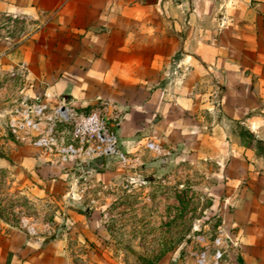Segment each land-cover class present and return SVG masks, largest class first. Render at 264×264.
<instances>
[{
	"label": "crops",
	"instance_id": "1",
	"mask_svg": "<svg viewBox=\"0 0 264 264\" xmlns=\"http://www.w3.org/2000/svg\"><path fill=\"white\" fill-rule=\"evenodd\" d=\"M173 1L0 0V28L30 30L0 35V78L24 69L31 97L107 102L122 151L141 140L171 155L191 143L213 157L236 264H264V0ZM36 172L41 183L60 174ZM90 220L72 214L74 234L94 236ZM0 233V264H70L57 243Z\"/></svg>",
	"mask_w": 264,
	"mask_h": 264
},
{
	"label": "rangeland",
	"instance_id": "2",
	"mask_svg": "<svg viewBox=\"0 0 264 264\" xmlns=\"http://www.w3.org/2000/svg\"><path fill=\"white\" fill-rule=\"evenodd\" d=\"M178 1L187 2L173 3ZM13 24L0 28L3 40L30 36L24 22ZM10 73L0 78V232L14 228L30 238L57 243L70 264H196V238L225 229L221 206L226 190L213 157L198 155L191 143L187 150L178 144L171 155L157 156L145 151L139 140L132 146L136 150L123 151L132 159L141 157L134 168L112 161L106 171L98 172H106L103 181L82 172L73 190L69 183L79 173L65 176L59 170L41 183L36 170L47 165L31 149L13 142L6 126L10 108L29 97L30 84L8 82ZM80 184L106 186L88 191L96 200L88 205L68 196ZM72 214L91 218L94 236L74 234ZM22 222L39 235H27ZM236 262L234 252L225 264Z\"/></svg>",
	"mask_w": 264,
	"mask_h": 264
},
{
	"label": "built area",
	"instance_id": "3",
	"mask_svg": "<svg viewBox=\"0 0 264 264\" xmlns=\"http://www.w3.org/2000/svg\"><path fill=\"white\" fill-rule=\"evenodd\" d=\"M17 80H26L24 69H16L9 74L8 82ZM119 124V116L114 111L109 112L108 104L104 101L77 109L63 99L54 103L31 96L18 100L6 118L13 142L31 149L47 166L59 169L65 176L79 173V176H74L75 181L69 183L71 190L77 178L85 175L81 176L83 173L98 175L99 171L91 164L100 158L104 161L102 170H106L112 161L121 168H134L139 164L141 157L136 155L132 159L120 149L117 135ZM143 148L157 156L169 154L151 141H145ZM95 186L103 189L106 185L80 184L68 196L93 205L96 200L88 191ZM23 228L31 237L39 235L28 222L23 223ZM196 244L199 246L195 253L196 264H225L234 252L238 254L240 250L239 244L222 228L213 234L197 237Z\"/></svg>",
	"mask_w": 264,
	"mask_h": 264
},
{
	"label": "water",
	"instance_id": "4",
	"mask_svg": "<svg viewBox=\"0 0 264 264\" xmlns=\"http://www.w3.org/2000/svg\"><path fill=\"white\" fill-rule=\"evenodd\" d=\"M103 158H100V159H98V160H96V161H94V162H92V166L93 167H96L97 168V170L98 171H102V165H103Z\"/></svg>",
	"mask_w": 264,
	"mask_h": 264
}]
</instances>
